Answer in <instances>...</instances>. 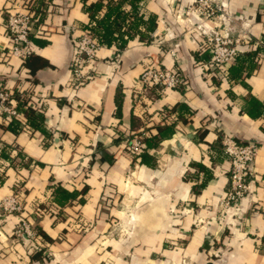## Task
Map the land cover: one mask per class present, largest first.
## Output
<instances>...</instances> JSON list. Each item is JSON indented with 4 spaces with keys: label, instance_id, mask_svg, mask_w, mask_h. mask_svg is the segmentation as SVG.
Listing matches in <instances>:
<instances>
[{
    "label": "crops",
    "instance_id": "obj_1",
    "mask_svg": "<svg viewBox=\"0 0 264 264\" xmlns=\"http://www.w3.org/2000/svg\"><path fill=\"white\" fill-rule=\"evenodd\" d=\"M20 1L0 0V79L18 99L43 96L47 107L33 132L14 134L9 125H18L0 117V201L22 194V215L47 236L38 242L49 257H34L15 233L19 216L0 207V264H264V0H220L231 35L247 30L251 39L215 77L205 74L193 0H142L136 12L125 1L133 36L123 49L116 40L98 50L85 67L95 76L74 103L72 38L90 25L95 0H36L25 61L10 54L6 26ZM155 57L187 85L143 91L144 64ZM36 60L44 64L32 72ZM225 134L259 144L249 192L228 212ZM136 136L152 143L145 163L129 149ZM58 188L71 194L64 205L54 202Z\"/></svg>",
    "mask_w": 264,
    "mask_h": 264
},
{
    "label": "built area",
    "instance_id": "obj_2",
    "mask_svg": "<svg viewBox=\"0 0 264 264\" xmlns=\"http://www.w3.org/2000/svg\"><path fill=\"white\" fill-rule=\"evenodd\" d=\"M97 1V0H95ZM107 1V0H103ZM39 1L23 0L13 5L9 12L6 26L8 37L10 38L9 52L12 56L22 61L27 60L32 54V30L38 22L36 9ZM189 12L194 14L201 28H203L205 41L202 50L209 53L208 59L204 60L205 74L211 77L218 75V70L224 66L235 62L239 54V46L251 38L247 30L242 35H231L228 28L229 17L225 14V8L220 0H193L189 7ZM219 22L220 28L208 27V23ZM92 22L90 25H94ZM208 28V29H207ZM223 28V29H222ZM76 33L78 28L73 27ZM74 55L71 60V80L70 97L74 103L77 100L78 89L90 81L95 76V70H85V67L95 61L97 52L103 45L98 38L89 30L82 29L80 33L73 36ZM257 44L263 45L264 41L260 39ZM175 55V52H172ZM140 85L143 91L150 92L152 88L172 89L187 85L186 75L177 68H167L162 65L159 57L150 58L144 64V69L140 76ZM21 99L15 96L10 88L6 87L4 81L0 79V117L6 122H13L20 129L28 131L26 119V108H21L18 104L24 101L25 95L20 94ZM31 107H36L40 111L46 109V100L42 97H34L28 100ZM224 153L231 163L230 181L226 197L222 200L224 212L241 201L249 192L251 177L253 173V162L258 154L259 144L257 142H242L233 135L225 134L221 140ZM145 148V143L141 137L136 136L129 140V149L131 153L138 157ZM20 192L9 194L0 201V207L5 214L18 215L19 220L15 233L17 236H23L28 241L32 249L37 250L40 247L38 234L34 229L32 221L22 215L24 211V202ZM39 213H43L38 208Z\"/></svg>",
    "mask_w": 264,
    "mask_h": 264
},
{
    "label": "trees",
    "instance_id": "obj_3",
    "mask_svg": "<svg viewBox=\"0 0 264 264\" xmlns=\"http://www.w3.org/2000/svg\"><path fill=\"white\" fill-rule=\"evenodd\" d=\"M125 1H128L133 6V10L136 12L139 8L140 2L142 0H97L93 3L86 5V9L88 10V14L90 17V23L94 22V25L87 26V29H89L100 41V43L103 46H112L115 45L114 42L117 40L121 41L120 44H118L119 49H123L126 44L128 43V40L132 38L133 34H131V31L129 28H125L126 24L125 21L127 19V13L122 9V6ZM86 2V0H84ZM103 7H106V13L103 17H99L98 13L102 10ZM132 28V27H130ZM152 29V28H151ZM126 30L129 31L128 38H124V34L126 33ZM133 30V29H132ZM237 59V58H236ZM43 62L39 61H30L28 62V66L32 69V72L36 71V67L39 65H43ZM38 66V67H39ZM118 103L120 104L119 98ZM23 104L26 106V117L28 119V128L33 132L35 130H42V124L45 121V116L41 111L36 107H31L28 104V100L25 99L23 101ZM9 130H11L14 134L19 133L20 128L15 126L14 124L9 125ZM143 141V140H142ZM144 142V141H143ZM146 145L149 146L152 145L151 141H145ZM144 142V143H145ZM145 145V146H146ZM146 147L144 148V150ZM142 151L141 154L138 157H141V161L143 163L146 162V155L145 151ZM71 197V194H69L65 189L58 188L56 192V196L54 197V202L58 203L59 205H64L69 198ZM34 229L36 230L38 236L39 234L42 235V237H47L42 232L39 226L34 225ZM33 253L34 257H49V254L45 247H43L40 244V247L37 250H34Z\"/></svg>",
    "mask_w": 264,
    "mask_h": 264
}]
</instances>
